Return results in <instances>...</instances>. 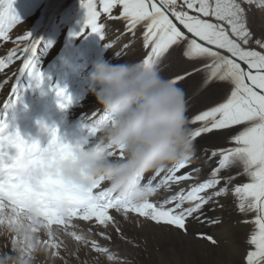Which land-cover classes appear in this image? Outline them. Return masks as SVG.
<instances>
[{
	"label": "snow or ice",
	"instance_id": "6c2138e0",
	"mask_svg": "<svg viewBox=\"0 0 264 264\" xmlns=\"http://www.w3.org/2000/svg\"><path fill=\"white\" fill-rule=\"evenodd\" d=\"M14 2L0 0V44L11 41L15 45L0 55V73L7 76L11 66L20 62L11 73L15 84L11 87V98L3 102L2 109L12 107L19 99V80L25 73L40 86L43 74L37 67L38 55L51 46L33 38L29 31L15 39L11 37L12 30L21 23L15 15ZM80 5L85 9V19L80 32L73 35L86 38L95 33L105 41L107 21H122L125 27L121 35H130L122 47L129 49L139 32L142 47L147 49L141 59L146 67L157 70L170 49L182 48L183 63L189 66L178 65V71L168 79L178 86L188 83L195 75L202 76L199 95L203 100L197 103L193 97L189 98L193 112L189 122L196 125L192 129L194 141L205 139L204 134L216 133L228 138L234 146L211 151L208 159L218 157L216 166L202 182L198 168L177 174L190 167L192 156L183 163L143 177V182L153 188L156 195L160 190L170 195L141 206L120 201L105 184L97 182L94 191L75 198L70 218L59 221L65 229L62 235L83 245L91 243L94 251L113 261L117 257L108 247L94 239L90 241L91 226L87 233L79 229L81 221L104 228L111 226L119 234L121 229L113 212L125 218L134 213L158 225L187 232L189 223L202 222L206 206L215 205L218 198L231 192L240 213L254 214L250 221H245L251 223L253 229L247 239L244 264H264V36L254 38L247 23L250 7L264 9V0H80ZM102 16L106 21H101ZM112 46L105 43L106 48ZM57 95L64 98L60 107L66 109L72 102L71 97L65 96L63 89L58 90ZM214 97H220L222 102L213 100ZM210 100L212 103H208ZM103 119L104 114L95 112L87 124L94 126ZM58 131L53 132V140ZM25 146L20 131H9L6 118L0 119V162L11 156L12 149L23 153ZM233 168L239 169L235 175H224ZM241 177H246L247 182L237 183ZM19 187L12 183L6 186L0 176V206L2 197L11 199ZM100 234L110 239L106 233ZM50 247L55 254L53 258L64 259L60 255V249L65 247L62 239L54 241Z\"/></svg>",
	"mask_w": 264,
	"mask_h": 264
},
{
	"label": "clouds",
	"instance_id": "9594fccd",
	"mask_svg": "<svg viewBox=\"0 0 264 264\" xmlns=\"http://www.w3.org/2000/svg\"><path fill=\"white\" fill-rule=\"evenodd\" d=\"M89 91L105 119L82 125L83 136L71 140L56 125L36 122L24 138L25 151L11 150L0 162V176L20 187L2 197L0 264H40L55 255L50 245L61 239L75 198L95 190L97 182L120 201L141 206L156 195L142 178L183 163L195 143L185 91L142 61L94 65ZM59 130V129H58ZM54 264V262H53Z\"/></svg>",
	"mask_w": 264,
	"mask_h": 264
},
{
	"label": "rangeland",
	"instance_id": "374dc122",
	"mask_svg": "<svg viewBox=\"0 0 264 264\" xmlns=\"http://www.w3.org/2000/svg\"><path fill=\"white\" fill-rule=\"evenodd\" d=\"M13 7L21 23L12 30L11 37L15 39L29 31L33 38L42 40L45 44L50 43L51 46L43 49L38 55L37 67L43 74V82L37 87V82L27 73L21 76L19 99L8 109H2L3 106L0 108V119L6 118L9 131L19 130L25 138L34 135L38 120H43L50 126L56 125L59 133L66 139L71 140L83 136L81 126L85 124L87 109L94 107L93 113L101 114L96 96L89 91V77L94 65L101 61H107L113 65L141 61L147 49L142 47L140 33L138 32L136 38L132 40V45L139 42L137 52L133 57L125 59L123 56L129 49L126 50L122 46L129 41L130 35H121L125 27L122 21H107L106 42L95 33L87 35L86 38L73 35L80 32L85 19V9L81 7L80 0H15ZM101 21H106V17L102 16ZM247 23L254 38L264 36V9L255 5L251 6L247 13ZM105 43H111L113 46L106 48ZM14 46L11 41L0 44V55L6 54ZM113 49L115 53H111ZM118 52L121 55L118 56ZM170 59L162 58L157 68L165 78H170L177 72L178 65L189 66L178 62L177 59ZM19 66L20 62L17 61L11 66L7 76L0 73V98L5 96L6 99L11 98V87L15 84V78L11 73L15 72ZM191 82L192 79L186 84L178 85L185 91L187 101ZM60 89L64 90L65 96L71 97L72 102L66 109L60 107L64 103V98L57 95ZM217 99L220 100V97ZM201 100L203 97L196 102L200 103ZM86 104L89 106L83 110ZM186 115L190 121L193 112L189 106H187ZM190 127L194 129L196 125L190 123ZM204 135L205 138H210L216 133ZM221 137L206 139V141L197 138L198 142L194 141L193 161L198 159L200 161L202 158L206 168L205 175L203 172L199 174L198 178H201L199 180L201 182L209 178L212 168L216 166L212 162L218 157L213 158V161L208 159L211 151L221 146L225 148L234 146L228 138ZM191 168L192 164L177 174H183ZM202 168L201 166L200 169L203 170ZM229 172L228 170L224 175ZM152 175L153 173H148L145 177ZM242 182H247V178L241 177L237 183ZM168 195L170 193L160 190L152 200H161ZM205 213L206 216L201 218L202 222L189 223L187 232H184L175 227L158 225L134 213H129L130 219L113 212L116 218L122 221L132 220L127 221V228L138 238L139 245H145V248L136 249L134 253H124L115 237L110 235V239L104 243L116 255L117 259L113 261L121 264H244V256L248 248L247 245V247L244 246L246 243L244 239H248L253 229V225L245 221H250L254 214L240 213L236 199L231 192L227 196L218 198L215 205L206 206ZM95 226L99 225L95 224ZM228 234L233 237L225 242H232L238 249V253L232 257L227 254L228 252H224L227 256L222 258L219 252L226 250L223 239L224 235L228 236ZM96 242L101 245L102 241L96 240ZM127 243V241L123 242V244ZM133 244L137 242L133 240ZM80 253V248H78L74 250L72 257H79Z\"/></svg>",
	"mask_w": 264,
	"mask_h": 264
},
{
	"label": "bare ground",
	"instance_id": "6f19581e",
	"mask_svg": "<svg viewBox=\"0 0 264 264\" xmlns=\"http://www.w3.org/2000/svg\"><path fill=\"white\" fill-rule=\"evenodd\" d=\"M114 37H112V38H114ZM111 40H113V39H111ZM137 44H134V45H132L129 48V50L123 56V57H125V59H129V58L133 57V55L137 52L136 51L137 47H138ZM174 48H175V46H174ZM115 52H116L115 49H113L111 53H115ZM182 52H183L182 48H175V51L170 49L169 53L165 54V58L169 59V60H171L170 58L177 59L178 62L183 63L184 58L182 56ZM201 81H202V76L201 75H195L192 78L191 89H190V93H189V97H188V101H187V106H189L192 103V100L189 99L190 97H193V99L195 101H198V100H200L202 98L199 95V89H200V86H201ZM217 98H219V97H214L213 100L221 101V100H219ZM0 99H1L0 100V108H1L3 106V102L6 100V96L3 97V98H0ZM88 106L89 105L86 104L84 106L83 110H86L88 108ZM86 112L88 114L84 118V121H85V123H89L90 122L89 117L93 114L94 107H89ZM219 137H221V135H219V134L210 136L211 139H217ZM210 138H205L202 141H204V140L206 141V139H210ZM219 148H225V147L221 146ZM196 158L198 159V156H196ZM214 159L209 160V161H213ZM216 161L217 160H214L212 162V164L214 166L216 165ZM201 166L203 167L202 168L203 170L200 169ZM192 168L200 169L199 174H202V172H203V175H205L204 173L206 172V168H205V166L203 164L202 158L200 159V161H199V159L198 160H194L193 163H192ZM229 171L230 172L227 175H235L236 172L239 171V169L233 168V169H230ZM199 180H201V178ZM238 181H239V178L237 179L236 182H238ZM128 218H130V216H128ZM116 219L119 222V227L121 229V233H119V234L111 226H109L107 228H104L102 226L96 227L95 223H93V222H83V221H81L79 223V229L83 230V231H85V233H87L88 227L91 226L93 231L89 234V239H90V241L92 239H94L95 241L96 240L102 241L101 242V246H106L104 242H106L108 240V239H105L104 236H102L100 234L101 232L106 233L108 236L109 235L112 236V237L114 236L115 239H116L117 244L119 245V247H121V249L124 250V253H127V252L134 253V250H136V249L139 250V249L145 248V245H139L140 241L138 240V238L132 232H130V230L127 228V226H128L127 225V221H132V220L122 221V219H119V218H116ZM224 237L225 238L223 239L224 240L223 244H225L226 250L220 251L219 252V256H221L222 258H226L227 254H229L230 256L233 257L234 255H236L238 253V249L235 248V246L233 245L232 242H225V240H228L230 238L232 239L233 235L228 234V236L224 235ZM61 239L64 241L65 247H62L60 249V255L62 257H64V259L63 260H61L60 258H51V259H49V257H47V256H40L39 257L40 264H48V263H51V261H52L51 264H53V262H54V264H65V261H67V264H77V263H79V264H121V263L116 262V261H109L104 254L97 253V252L95 253L94 250L91 248V245H90L91 243H89L88 245H83L80 242L75 241L74 238H72L70 236H65V235H62ZM133 240L135 241V243L137 242V244H133ZM126 241L128 243L127 244H123V242H126ZM244 241L246 242L244 246H246L247 245V238L244 239ZM0 248H3L4 250H7V251L11 250L10 249V244L6 240H0ZM78 248H80L81 253H80L79 257L77 256V257L73 258L72 257L73 252H74V250H76ZM126 250H129V251H126ZM224 252H226V253L228 252L226 254V256H225Z\"/></svg>",
	"mask_w": 264,
	"mask_h": 264
}]
</instances>
